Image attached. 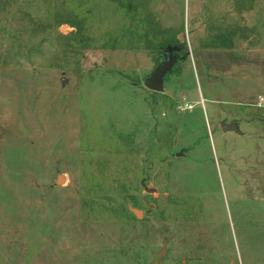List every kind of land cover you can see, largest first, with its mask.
<instances>
[{"label": "rangeland", "instance_id": "rangeland-1", "mask_svg": "<svg viewBox=\"0 0 264 264\" xmlns=\"http://www.w3.org/2000/svg\"><path fill=\"white\" fill-rule=\"evenodd\" d=\"M0 264H264V0H0Z\"/></svg>", "mask_w": 264, "mask_h": 264}, {"label": "water", "instance_id": "water-1", "mask_svg": "<svg viewBox=\"0 0 264 264\" xmlns=\"http://www.w3.org/2000/svg\"><path fill=\"white\" fill-rule=\"evenodd\" d=\"M70 29L68 26H62L61 30ZM167 51V58L163 60L160 65L155 68L149 76H147L144 81L143 85L145 88L155 91V92H162L163 91V78L164 76L182 59L177 49H174L173 51L166 50ZM221 126L225 130H234L235 125L234 123H231L229 125L225 124L224 122H221ZM64 177L62 175H58L56 182L61 183L63 181ZM148 191H154V189H147ZM139 213L137 212V215Z\"/></svg>", "mask_w": 264, "mask_h": 264}]
</instances>
